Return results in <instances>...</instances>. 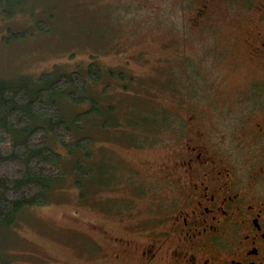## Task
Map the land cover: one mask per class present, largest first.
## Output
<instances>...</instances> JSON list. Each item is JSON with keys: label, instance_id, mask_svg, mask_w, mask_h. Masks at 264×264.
<instances>
[{"label": "rangeland", "instance_id": "obj_1", "mask_svg": "<svg viewBox=\"0 0 264 264\" xmlns=\"http://www.w3.org/2000/svg\"><path fill=\"white\" fill-rule=\"evenodd\" d=\"M205 1L13 0L0 8V81L34 80L52 69L86 73L93 59L104 72L89 80L87 97L112 108L107 125L97 116L73 128L76 138L92 137L87 157L58 145L66 161L78 155L93 168L91 179L76 177L66 162L43 205L0 227L6 261L141 264L135 229L167 194L150 177L160 175L159 163L177 159L176 149L195 137L191 129L219 151L264 121V51L256 49L264 0ZM91 97L56 102L69 118L90 109ZM149 116L156 120L143 123ZM118 237L134 246L112 245Z\"/></svg>", "mask_w": 264, "mask_h": 264}, {"label": "flooded vegetation", "instance_id": "obj_2", "mask_svg": "<svg viewBox=\"0 0 264 264\" xmlns=\"http://www.w3.org/2000/svg\"><path fill=\"white\" fill-rule=\"evenodd\" d=\"M258 35L261 52L264 33ZM249 128L219 151L191 129L195 137L176 149L177 159L159 163L160 175L150 177L167 194L135 229L141 264H264V121ZM131 242L118 237L112 245Z\"/></svg>", "mask_w": 264, "mask_h": 264}, {"label": "trees", "instance_id": "obj_3", "mask_svg": "<svg viewBox=\"0 0 264 264\" xmlns=\"http://www.w3.org/2000/svg\"><path fill=\"white\" fill-rule=\"evenodd\" d=\"M13 0H0V8L5 12ZM3 8V9H2ZM12 34V33H11ZM21 38L24 34H13ZM93 58V56H90ZM86 73L67 71L57 73L46 71L34 80L0 81V227L7 228L18 221L19 214L29 207L43 205L50 196V190L58 184L65 173L66 162H71L70 169L79 179H91L94 171L85 166L74 155L66 161L58 147L61 145L68 153L77 154L83 151L88 156L92 137L72 135L73 128L80 130V122L102 116L103 125H107L105 113L112 108L99 106L93 97L90 109L66 118L57 96L69 97L79 103L87 97L89 80L101 81L104 70L91 59ZM113 71V70H111ZM107 71L111 75L112 72ZM194 71V69H193ZM123 72L117 74L121 81ZM191 86V85H190ZM192 87V86H191ZM194 88V87H192ZM195 89V88H194ZM191 89L192 93L196 90ZM86 94V95H84ZM151 107L148 106L149 109ZM151 116L143 123L155 121ZM82 128V126H81ZM57 143V144H52ZM60 144V145H59ZM59 145V146H58ZM54 146V147H53ZM56 148V149H55ZM81 180L76 181L81 188ZM0 264H12L0 254Z\"/></svg>", "mask_w": 264, "mask_h": 264}]
</instances>
